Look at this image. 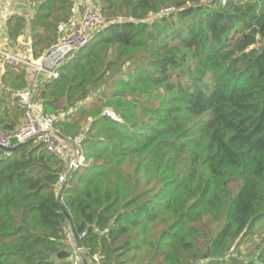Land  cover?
<instances>
[{"label": "trees", "instance_id": "obj_1", "mask_svg": "<svg viewBox=\"0 0 264 264\" xmlns=\"http://www.w3.org/2000/svg\"><path fill=\"white\" fill-rule=\"evenodd\" d=\"M99 1L133 21L97 30L33 95L61 135L83 134L84 164L66 172L34 139L0 149V264H70L64 172L85 264H264V0ZM31 5L6 34L28 32L37 57L71 4ZM0 84L9 130L25 70Z\"/></svg>", "mask_w": 264, "mask_h": 264}, {"label": "built area", "instance_id": "obj_2", "mask_svg": "<svg viewBox=\"0 0 264 264\" xmlns=\"http://www.w3.org/2000/svg\"><path fill=\"white\" fill-rule=\"evenodd\" d=\"M6 1L0 0V77L7 65L20 67L25 70L27 85L15 93L17 103L22 108L21 120L12 129L0 130V149L34 139L42 143L49 153L62 159L66 165V172H69L84 164L81 148L83 134L61 135L55 128L56 115L43 113L36 106L33 100L35 88L40 81L58 77L64 62L85 46L92 35L108 22L120 23L125 20L133 21V19L120 15L108 19L99 0H69L71 4L69 14L65 19L57 22L53 41L42 54L34 57L31 50L23 53L12 48L6 34V20L12 12L5 7ZM221 2L224 3L225 0ZM172 10V8H166L161 12ZM105 112L110 114L108 110ZM66 172L59 175V186L65 180ZM65 241L70 246V264H84V253L86 251L88 253V250L76 245L69 227L65 229ZM100 258L101 256L97 253L92 255V263L99 264Z\"/></svg>", "mask_w": 264, "mask_h": 264}, {"label": "crops", "instance_id": "obj_3", "mask_svg": "<svg viewBox=\"0 0 264 264\" xmlns=\"http://www.w3.org/2000/svg\"><path fill=\"white\" fill-rule=\"evenodd\" d=\"M29 5V4H28ZM23 12H19L16 10H11L12 14L17 13V14H22L25 17H30L34 13V8L32 5H29L26 7L25 5L22 7ZM12 48L15 49L16 51H21L23 53H26L27 50H31V37L28 32H25L21 35H19L15 41H10ZM9 43V45H10ZM21 120V119H20Z\"/></svg>", "mask_w": 264, "mask_h": 264}, {"label": "water", "instance_id": "obj_4", "mask_svg": "<svg viewBox=\"0 0 264 264\" xmlns=\"http://www.w3.org/2000/svg\"><path fill=\"white\" fill-rule=\"evenodd\" d=\"M23 142H19L17 144H14V145H11V146H7V147H1V149L7 151V152H11V151H14L18 146H20ZM68 178V175L65 177V180L61 183V185L59 186V190L57 192V195H56V201L57 203L60 204V207H61V211L63 212V214L65 215L67 221H68V224H69V228L73 234V237H74V240H75V243L78 247H81V241H80V237L79 235L75 232V229H74V226H73V223L71 221V218L67 212V210L65 209V207L63 206L62 202H61V193H62V190H63V187H64V184L66 182ZM85 264V263H84Z\"/></svg>", "mask_w": 264, "mask_h": 264}, {"label": "rangeland", "instance_id": "obj_5", "mask_svg": "<svg viewBox=\"0 0 264 264\" xmlns=\"http://www.w3.org/2000/svg\"><path fill=\"white\" fill-rule=\"evenodd\" d=\"M28 4L31 5V0H7L5 7L9 11L16 10L19 12H23L22 7L24 5L26 7H28L29 6ZM20 15H22V14H20ZM95 92H96L95 89L91 90L89 96L83 101V103L89 104L90 99L93 97ZM60 116H62V114ZM77 134H79V133H77ZM74 135H76V134H74ZM261 236H264V232L261 234ZM261 236H258L255 241H253L251 244L247 245V247L244 249V252L248 253L249 251H252V249H250V248H252L254 246V244L261 239Z\"/></svg>", "mask_w": 264, "mask_h": 264}]
</instances>
